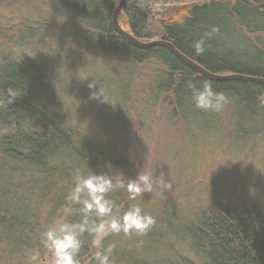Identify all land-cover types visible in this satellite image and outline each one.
Returning a JSON list of instances; mask_svg holds the SVG:
<instances>
[{"label": "trees", "instance_id": "16d2710c", "mask_svg": "<svg viewBox=\"0 0 264 264\" xmlns=\"http://www.w3.org/2000/svg\"><path fill=\"white\" fill-rule=\"evenodd\" d=\"M52 1L69 25L58 28L59 40L71 51L100 52L124 67L122 96L128 98H121L122 118L134 104L129 96L135 86L143 95L140 113L158 109L174 131L203 134L226 128L237 138H264V86L211 82L230 102L221 112L201 111L188 85L207 80L167 49L139 50L119 36L112 24L119 0ZM119 23L141 42L172 44L212 74L264 79V0H126ZM202 39L205 51L197 55L194 44ZM50 87L41 66L0 58V264H32L35 251L38 262L49 260L42 233L64 221H80L77 206L66 200L77 170L118 177L135 168L113 138L93 137L52 111L46 105ZM109 198L121 213L139 205L156 220L144 236L105 237L104 247H113V264H264V206L216 205L184 219L175 207L158 202L145 210L124 190ZM92 239L88 232L81 236L80 264H97Z\"/></svg>", "mask_w": 264, "mask_h": 264}, {"label": "rangeland", "instance_id": "374dc122", "mask_svg": "<svg viewBox=\"0 0 264 264\" xmlns=\"http://www.w3.org/2000/svg\"><path fill=\"white\" fill-rule=\"evenodd\" d=\"M61 13L52 0H0V58L41 66L53 90L46 105L84 133L113 138L135 163L125 179L151 171L171 183L169 190L145 193L136 202L145 210L157 202L175 207L184 219L216 205L264 206V138H237L226 128L203 134L174 131L158 109L140 113L143 95L135 86L129 96L134 104L126 107L127 117L122 118L124 67L100 52L91 54L80 47L71 51L59 40L58 28L68 25ZM89 82L97 87L89 89ZM95 91L100 100L90 98Z\"/></svg>", "mask_w": 264, "mask_h": 264}, {"label": "clouds", "instance_id": "9594fccd", "mask_svg": "<svg viewBox=\"0 0 264 264\" xmlns=\"http://www.w3.org/2000/svg\"><path fill=\"white\" fill-rule=\"evenodd\" d=\"M211 35V34H209ZM197 55L205 51L204 40L194 44ZM97 87L89 82L88 88ZM192 100L197 109L205 112H221L230 102L224 92L214 90L211 81L199 85L189 83ZM10 97L14 94L9 90ZM92 99L100 100L99 91L91 93ZM73 187L68 192L66 200L69 206L75 207L80 215V221L73 223L64 221L48 227L42 233V244L49 253V264H80L78 259L82 247L81 236L88 232L92 237V246L96 249L94 258L97 264H113L110 259L113 247H104V239L110 234L125 236L146 235L156 220L153 216L143 212L139 205H132L121 213L120 206L109 194L117 189L129 194V199L136 200L145 193L169 190L172 185L163 176L154 175L151 171L137 172L135 178H124V174L112 177L105 173L89 171L84 175L76 171L72 177ZM32 264L40 260L39 251L30 256Z\"/></svg>", "mask_w": 264, "mask_h": 264}, {"label": "water", "instance_id": "95a60500", "mask_svg": "<svg viewBox=\"0 0 264 264\" xmlns=\"http://www.w3.org/2000/svg\"><path fill=\"white\" fill-rule=\"evenodd\" d=\"M126 3V0H119L117 7L112 14V24L115 31L126 40L129 44L139 50H148L151 48H164L167 49L177 60H179L183 65L192 70L199 77L211 81V82H229V81H240L249 84H256L264 86V79L253 78L249 76L240 75H216L206 71L204 68L199 66L197 63L191 61L183 54H181L172 44L163 40H154L150 42H141L131 36L125 29H123L119 23V15Z\"/></svg>", "mask_w": 264, "mask_h": 264}, {"label": "bare ground", "instance_id": "6f19581e", "mask_svg": "<svg viewBox=\"0 0 264 264\" xmlns=\"http://www.w3.org/2000/svg\"><path fill=\"white\" fill-rule=\"evenodd\" d=\"M60 2H61V1H60ZM60 2H59V3H60ZM61 5H62V4H61ZM64 9H65V8H64ZM67 9H68V8H67ZM65 11H66V10H65ZM1 52H2V51H1ZM149 74H150V73H149ZM45 92H46V91H45ZM44 94H45V93H44ZM44 94H43V95H44ZM44 96H45V95H44ZM42 99H43V98H42ZM50 100H51V99H50ZM159 104H160V103H159ZM163 110H164V109H163ZM164 111H165V110H164ZM166 113H167V112H166ZM164 115L166 116V114H164ZM168 118H169V117H168ZM184 121H185V120H184ZM175 122H176V121H175ZM173 123H174V121H173ZM171 124H172V123H171ZM189 124H190V123H189ZM185 126H186V125H185ZM185 126H184V127H185ZM258 141H259V140H258ZM110 142H111V141H110ZM112 142H113V141H112ZM122 152H123V151H122ZM127 173H128V172H127ZM123 194H124V192H123Z\"/></svg>", "mask_w": 264, "mask_h": 264}]
</instances>
